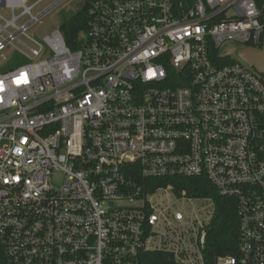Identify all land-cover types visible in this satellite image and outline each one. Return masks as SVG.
<instances>
[{"label":"built area","instance_id":"obj_1","mask_svg":"<svg viewBox=\"0 0 264 264\" xmlns=\"http://www.w3.org/2000/svg\"><path fill=\"white\" fill-rule=\"evenodd\" d=\"M72 2L0 0V67L26 60L0 72V264H264V74L222 50L264 48V0H84L75 47L35 35ZM179 176L236 199V254L206 258L212 197L146 186Z\"/></svg>","mask_w":264,"mask_h":264},{"label":"trees","instance_id":"obj_2","mask_svg":"<svg viewBox=\"0 0 264 264\" xmlns=\"http://www.w3.org/2000/svg\"><path fill=\"white\" fill-rule=\"evenodd\" d=\"M88 11V4L83 5L74 13L63 17L60 22L59 26L66 42L72 47L77 45L78 33L81 30H85L87 27L89 20ZM212 55L218 57V51L212 50ZM230 60L231 58L228 57L225 59V61ZM167 184H172L177 193L186 192L189 196H206L213 198L215 202V211L208 228L205 249V255L208 261L212 262L218 256L236 254L239 237V218L236 199L220 195L205 176H179L150 178L146 180L148 189H155Z\"/></svg>","mask_w":264,"mask_h":264},{"label":"rangeland","instance_id":"obj_3","mask_svg":"<svg viewBox=\"0 0 264 264\" xmlns=\"http://www.w3.org/2000/svg\"><path fill=\"white\" fill-rule=\"evenodd\" d=\"M84 3V0H74V2L68 4L65 7H59L56 10L52 11L48 17L44 19L43 24L40 25V30L35 32L36 36H43L47 33H50L54 29H56L63 17L66 15H70L78 10ZM35 31V29H33ZM241 44L236 42H228L223 44L222 50L224 52L232 53L233 55H237V50L241 48ZM14 62L11 65L1 66L0 72L9 68V67H16L24 64L26 62L25 59L16 58L13 60Z\"/></svg>","mask_w":264,"mask_h":264},{"label":"water","instance_id":"obj_4","mask_svg":"<svg viewBox=\"0 0 264 264\" xmlns=\"http://www.w3.org/2000/svg\"><path fill=\"white\" fill-rule=\"evenodd\" d=\"M237 55L259 73L264 74V48L243 47L238 50Z\"/></svg>","mask_w":264,"mask_h":264}]
</instances>
